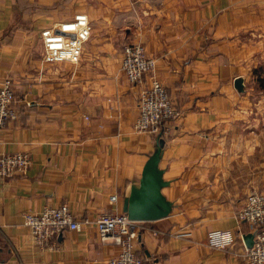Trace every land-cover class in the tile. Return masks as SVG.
Returning a JSON list of instances; mask_svg holds the SVG:
<instances>
[{
  "label": "crops",
  "instance_id": "0c3cea01",
  "mask_svg": "<svg viewBox=\"0 0 264 264\" xmlns=\"http://www.w3.org/2000/svg\"><path fill=\"white\" fill-rule=\"evenodd\" d=\"M79 13L93 25L82 62L45 64L41 30ZM126 44L157 61L142 84L124 74ZM7 78L18 118L0 130V154L25 152L32 163L0 178V263L107 264L120 252L95 221L124 213L156 149L157 137L136 129L141 92L156 78L179 109L160 163L174 208L137 224V252L145 264H248L252 230L238 212L251 191L264 192V117L243 112L264 102V0H0ZM64 204L89 222L37 245L25 214ZM214 231L235 243L211 246Z\"/></svg>",
  "mask_w": 264,
  "mask_h": 264
},
{
  "label": "built area",
  "instance_id": "2783aa9c",
  "mask_svg": "<svg viewBox=\"0 0 264 264\" xmlns=\"http://www.w3.org/2000/svg\"><path fill=\"white\" fill-rule=\"evenodd\" d=\"M92 35V25L84 13L76 14L71 20L45 27L40 32L44 47L45 64L69 63L79 65L83 60L86 44ZM122 69L132 84H142L152 74L157 61L148 55L142 44H126L122 49ZM13 80L0 83V130L18 118L15 107L16 95ZM140 115L136 123L139 133L157 137L164 135L167 122L179 116V109L163 83L153 78L145 86L139 98ZM32 160L28 153L0 154V178L25 173ZM116 200V198H113ZM240 221L247 223L254 236V244L247 248L245 257L248 264H264V192L251 191L238 212ZM25 226L40 246H46L66 230H80L83 224L74 216L67 204L58 207H45L40 212L25 214ZM102 241L113 239L120 252L107 264H145V259L137 252L139 239L138 222L131 221L125 213H104L95 221ZM211 246L229 249L235 243L230 231H214L209 234ZM2 264V263H0Z\"/></svg>",
  "mask_w": 264,
  "mask_h": 264
},
{
  "label": "water",
  "instance_id": "95a60500",
  "mask_svg": "<svg viewBox=\"0 0 264 264\" xmlns=\"http://www.w3.org/2000/svg\"><path fill=\"white\" fill-rule=\"evenodd\" d=\"M235 87L239 92H244L243 80L237 79ZM164 147L165 139L160 134L156 138V149L149 156L139 184L132 186L124 201L123 211L131 221H156L169 216L173 211L174 204L163 194V189L171 184L164 179L165 171L160 168ZM254 236V233L243 236L247 248L253 246Z\"/></svg>",
  "mask_w": 264,
  "mask_h": 264
},
{
  "label": "rangeland",
  "instance_id": "374dc122",
  "mask_svg": "<svg viewBox=\"0 0 264 264\" xmlns=\"http://www.w3.org/2000/svg\"><path fill=\"white\" fill-rule=\"evenodd\" d=\"M85 14V13H84ZM87 15V14H86ZM88 16V15H87ZM89 17V16H88ZM71 20V19H70ZM90 20V18H89ZM91 22V21H90ZM92 25V23H91ZM50 27V26H49ZM92 33H93V25H92ZM92 37V35H91ZM91 39V38H90ZM90 41V40H89ZM86 47V46H85ZM35 50L38 52V54L42 57V54L44 55V47H43V44L42 43H36V46H35ZM85 51V50H84ZM48 65H51V64H48ZM54 65H57V64H54ZM70 65V64H69ZM264 85V83H263ZM250 114V115H253V116H257V117H264V102L262 103V105L260 107H254V108H251V110H246L243 112V114Z\"/></svg>",
  "mask_w": 264,
  "mask_h": 264
}]
</instances>
